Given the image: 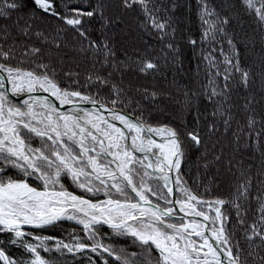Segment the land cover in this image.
Instances as JSON below:
<instances>
[{
    "label": "snow or ice",
    "instance_id": "obj_1",
    "mask_svg": "<svg viewBox=\"0 0 264 264\" xmlns=\"http://www.w3.org/2000/svg\"><path fill=\"white\" fill-rule=\"evenodd\" d=\"M85 2L86 6H81ZM197 2L204 26L199 43L209 45L207 50H201L208 69V83L200 95L212 105L213 118L207 124L206 136L201 134L200 128L203 113L194 103L197 93L188 90L182 93L181 107L192 114L195 126L189 128L186 121H182L184 127L181 129L169 124L152 125L144 117L142 101L155 105L163 93L137 88L135 91L141 99H136L129 96L130 89L123 84V71L130 69L132 64L145 75L160 71L157 59L149 57L147 52L135 60L117 58L114 40L123 31L119 26L124 24L128 13L138 11L144 17L140 27L149 36L155 33L164 45L160 51L166 62L171 54L172 62L180 63L179 47L173 42L176 29L172 27L167 6H158L156 0H81L75 4L72 0H64L60 11L57 0H0V74L6 73V76L0 75V88L7 81L11 84L12 95L29 94L23 105H16L6 92L0 91V234H7V239H0V264H55L41 254L51 251L61 255L65 252L73 255L94 253L103 264H108V257H114L120 264H137L133 259L138 257L137 253L129 256L123 248L117 249L102 242L100 227L103 226L118 236H130L134 243L138 242L143 264H225V260L227 264H264V255L261 254L264 252V189L256 197L257 220L246 224L238 201L251 196L253 182L249 175L241 172L234 196L229 200L204 199L188 188L182 179L181 166L187 156L186 148L204 150L199 157L204 168L223 161L231 170L233 158L224 161L223 152L212 154V159H208V141L220 132L218 119L223 132L231 129L232 109L235 107L231 93L235 74H239L238 85L244 88L251 85V73L241 67L235 39L228 32L231 17L221 16L209 6L208 0ZM240 4L264 28V0H240ZM29 5L32 6L30 11L13 19L14 13L29 9ZM175 9L173 3L170 11ZM46 17L59 21L61 31L70 28L77 37L79 51H91L100 56L101 67L111 69L107 75H100L95 71L94 63L85 82V86L100 84L108 87L111 95L107 104L78 90L79 73L74 71L63 73L71 81L69 86L63 87L57 67L50 60L45 62V53L39 47L25 46L23 56L28 58L29 67L23 66L24 59L19 64L12 63L16 59L17 47L12 31L28 37L33 34L38 19ZM93 31L99 32L98 39L92 38ZM34 34L47 41L42 31ZM218 37L226 39L231 56L222 46L219 49L212 47L219 43ZM10 40L11 44L8 43ZM261 41L264 43V33ZM51 43L57 50L64 47L61 40ZM188 43L196 46L198 41L189 39ZM151 47L146 44V48ZM217 51L224 57L223 70L215 55ZM116 73H121L119 82L114 79ZM38 91L54 96L61 105L71 104L73 107L61 112L47 96L31 95ZM80 101L99 103V107L110 114V119L75 107ZM254 103V97L245 98L243 109L249 113L245 128L238 125L237 131L232 133L237 146L241 139L239 133L245 129L246 135L257 142L264 137V117L259 121L260 129L256 130L258 121ZM120 105L123 107H118ZM129 107L133 112L126 111ZM113 121H118L122 127ZM33 134L41 138L39 146L32 143ZM215 146L213 144L212 148ZM136 153L143 155L137 156ZM261 169L260 175L264 176V161ZM11 170H16L24 178L9 175ZM32 178L39 181V185H31L28 181ZM66 178L88 195L68 190L63 183ZM261 184L264 185V180ZM171 185L176 186L182 198L173 199L176 193ZM129 188L135 196L127 191ZM99 193H103L106 199L93 201L89 198ZM151 197H155L156 202ZM177 205L185 216L202 217L208 223L202 224L197 219L184 221L183 218L177 222ZM226 205L235 208L237 223L245 226L247 250L238 241L234 242L233 233L228 228L230 218L224 210ZM63 221H74L81 226L84 235L73 233L71 241L65 242L27 230L56 226ZM209 232L215 243L210 242L206 234ZM256 240L260 243L256 244ZM48 241L55 243L49 246ZM6 245L22 248L27 257L17 259L10 256ZM153 252L156 253L154 261ZM88 261L96 264L91 256Z\"/></svg>",
    "mask_w": 264,
    "mask_h": 264
},
{
    "label": "trees",
    "instance_id": "obj_2",
    "mask_svg": "<svg viewBox=\"0 0 264 264\" xmlns=\"http://www.w3.org/2000/svg\"><path fill=\"white\" fill-rule=\"evenodd\" d=\"M58 10H63L64 0H57ZM75 3H81V0H72ZM209 6L214 8L221 16L228 15L231 17V23L228 26L229 34L234 37L236 48L238 49V59L242 68L250 71L251 85L249 88L236 83L239 80V74H235L233 82V91L231 93L232 102L235 107L232 109L233 122L231 129L225 133L223 132V125L217 120V126L220 132L208 141L209 154L208 159H212V154H219L223 152L224 161L233 158V166L231 170L226 167L222 161L210 168L203 167V161L199 159L204 152L203 149L196 150L194 148H186V159L182 162L181 173L182 179L186 181V186L196 194L202 196L204 199L212 200L215 198H223L225 200L232 199L235 193V188L239 183L241 172L246 173L252 179L253 185L251 188V196L247 200L238 201L242 205V213L245 214L246 224H251L257 220L258 203L256 197L261 195V190L264 185L261 181L264 176L260 175L261 162L264 161V137H261L259 142L254 138H249L246 135L247 129L239 133L241 136L239 145L233 142V132L240 128H245L247 117L243 109L246 97H254L256 103L255 118L258 121L256 130L260 129L262 117H264V43L261 41V34L264 33V28L258 24L255 16L249 15L244 11L240 0H208ZM158 6H167L169 9L168 15L172 17V27L176 29L174 43L179 47V60L177 65L172 62V55H168L167 62L165 61L161 48L164 45L156 38L155 33L149 36L144 29L140 27L144 17L138 12L128 13L124 17V24L119 27L123 29L114 40L116 47V55L119 60H124L131 57L133 60L141 54L147 52L149 57H155L160 64V71L150 74H142L136 69V65L132 64L131 68H125L122 74L123 84L126 88L130 89L129 96H135L136 99H141L139 94L136 93L137 88H148L149 91H157L163 93L156 101L155 105L148 101H142L144 107V117L150 124L163 125L169 124L174 127L183 129L186 121L189 128L195 126L192 114L181 107L183 101L182 93L185 90L197 93L194 98V103L200 108L203 113L201 119V134L207 135V124L212 121V105L207 103L203 96L200 95L204 91V87L208 83L205 62L201 56L202 48L207 50L209 45L207 43L200 44L201 34L204 26L200 19V9L197 0H156ZM175 3L176 9L171 12V5ZM81 6H86L81 3ZM25 9L23 12L13 14V19L17 16H22L25 12L30 11ZM165 13L162 11L161 13ZM42 15V14H38ZM11 23V22H9ZM22 23V22H21ZM2 26V25H0ZM61 24L59 21L52 17L38 19L37 25L33 28V34L25 37L19 35L18 31H12V38L16 41L17 47L15 56L16 59L12 61L13 64H19L22 59L26 60L24 67H29L27 62L28 58L23 56L25 46H35L41 48L44 53V60H49L57 67L61 84L67 87L71 84L63 73L65 71H74L79 73L78 79L80 81L79 89L84 94L92 96L107 103L110 97V89L100 84H89L85 86L86 77L93 71V64L95 63V71L100 75H107L111 71L108 67H101L98 62L100 56L94 55L91 51L82 53L79 51L80 45L76 43L75 33L68 28L66 31H61ZM36 31H42L47 36V41L42 40L35 36ZM59 33V35H57ZM111 35V33H110ZM92 38L98 39L99 32L93 31ZM189 39L198 41L196 46L188 43ZM219 43L212 45L219 49L223 47L225 53L231 56V51L227 44L226 39L219 38ZM53 40H61L64 47L57 50L51 43ZM146 42V43H145ZM12 43V40L8 42ZM151 45L150 49L146 48ZM217 61L220 63V68L223 70L225 65L222 63L224 57L217 51L215 53ZM63 61L61 64L60 61ZM116 82L121 79V73L114 75ZM218 83H222L217 79ZM72 87H77L72 85ZM171 97V98H170ZM118 107H123L122 105ZM126 111L133 112V108L129 107ZM137 114V113H134ZM36 142L41 143V138L35 137ZM215 144V148L212 145ZM234 151V149H237ZM67 185L75 188L70 178L64 179ZM88 195V194H87ZM230 218L228 228L233 233L234 242L238 241L239 244L245 249H248V242L244 239L245 226L237 223V214L235 208L226 205L225 209ZM246 210V211H245ZM59 229L66 228L69 224L74 225L68 221L59 222ZM34 230V229H33ZM37 231V229H35ZM54 233L61 236L60 232ZM100 236L103 238L102 242L106 245L111 244L113 247L120 249L123 248L125 252L131 256L132 253H137L141 249L138 242L134 243L133 238L130 236H118L110 228L103 226L100 229ZM0 239H7V234H0ZM52 242V241H51ZM256 244L260 241L256 240ZM7 253L17 259L24 258V250L17 246L6 245ZM264 255V252H261ZM56 258L61 259L60 253L54 251ZM153 261L156 259V253ZM88 256H91L96 264H103V261L94 253L87 254H66L63 262H55V264H89ZM143 264V260L140 261ZM108 264H120L112 257H108Z\"/></svg>",
    "mask_w": 264,
    "mask_h": 264
},
{
    "label": "rangeland",
    "instance_id": "obj_3",
    "mask_svg": "<svg viewBox=\"0 0 264 264\" xmlns=\"http://www.w3.org/2000/svg\"><path fill=\"white\" fill-rule=\"evenodd\" d=\"M0 91H3V90L0 88ZM3 92H4V91H3ZM9 100H10L13 104H16V105H23V103L13 102L10 98H9ZM95 100H98V99H95ZM99 101H101V100H99ZM29 102H31V101L29 100ZM102 102H104V101H102ZM105 103H106V102H105ZM37 110L39 111L40 109L38 108ZM128 112H129V111H128ZM134 115H135V114H134ZM152 125H154V124H152ZM32 143H33L35 146H39V145H40V144L38 143V141L36 142V139H35L34 134H33V140H32ZM136 155H137V154H136ZM137 156H140V155H137ZM145 163H146V162H145ZM148 171L151 172L150 169H148ZM8 174H9V175H12V176H15L16 178H21V179L24 178L21 174H18L16 170H11V171H9ZM156 175H157V174H156ZM28 182H29L31 185H33V186H37V185H39V183H40V182L37 181L35 178L29 179ZM63 183H64L65 186L68 188V190L73 191V192H75L76 194H79V195H87V194H85V193H82L81 190L78 189L77 187H76V189H75V188H72V187L68 186L69 184L67 185V184H66L67 182L64 181V180H63ZM149 183H152V181H149ZM159 183L162 185V184H163V181H159ZM72 186L75 187V184L72 185ZM127 191L133 196V194L131 193V191H130L129 189H128ZM177 196H178V198H182V197H181V193H180L179 191H177ZM89 198L93 199V201H96V200L103 201V200L106 199V197L104 196L103 193H99V194H97L96 196H90ZM120 198L123 199V197H120ZM151 199H152L154 202H156V198H155V197H151ZM160 203L163 204L162 201H160ZM176 221L179 222L180 219H177V218H176ZM184 221H188V220H185V219H184ZM68 222L73 223V224H75L76 226H74V225H70V224H69L66 228H62V229H61V227H60V229H59V224H57L56 226H47V227H45V228H43V229H37V231L35 230V228H28L27 230H28V231H32V232H34L35 234L40 235V236H51V237H55V238H57V239H59V240H63V241H65V242H70V241H71V237H72L73 233H75L76 235H79V236H83V235H84V233H83L82 228H81L80 225L76 224L74 221H68ZM106 227H107V226H106ZM33 229H34V230H33ZM100 229H101V227H100ZM54 231H58V232H60L61 236L58 235V234H56V233H54ZM193 239H195V237H193ZM47 243H48L49 246H52V245H54L55 241H52V242H51V241H48ZM141 253H142V249H138V250H137L138 257L133 258V259H136L137 264H141V263H142V262H140V261L143 260V256L140 255ZM23 254H24V257H27V253L23 252ZM41 254H42L45 258H47V259H49V260H52V261H54V262H63V260H66V259H65V255H66V254H71V253H66V252H65L63 255L60 254V255H61V256H60L61 259H58V258L55 257V255H54V251H51V252H49V253L41 252ZM112 258H114V257H112ZM114 259H115V258H114ZM152 259H154V255H152Z\"/></svg>",
    "mask_w": 264,
    "mask_h": 264
},
{
    "label": "water",
    "instance_id": "obj_4",
    "mask_svg": "<svg viewBox=\"0 0 264 264\" xmlns=\"http://www.w3.org/2000/svg\"><path fill=\"white\" fill-rule=\"evenodd\" d=\"M0 75H5L6 76V73H2ZM4 92H6L8 94V97L13 101V102H17V103H23L25 100H28L29 99V94L25 93V94H21V95H12L11 93V84L8 83L7 81L5 82V85L3 88H1ZM31 95H34V96H39V97H44V96H47L49 101L54 104L61 112H65V111H70L73 107V105L71 104H66V105H61L60 102L58 100H56V98L54 96H51L49 93H46V92H42V91H38L36 93H33ZM99 101V100H97ZM101 103H105V102H102V101H99ZM107 104V103H106ZM75 107L79 108V109H83V110H86L88 112H91L93 114H102L103 116H105V118H108L110 119V114L105 110V109H102L99 107V103L97 104H92V103H88V102H84V101H80L78 102ZM82 114V113H81ZM114 123L117 124L118 127H122V125L119 124L118 121H113ZM158 139V138H157ZM137 155H140L142 156L143 154L141 153H136ZM150 158H153L154 157H150ZM151 170V169H150ZM152 171V170H151ZM157 175H159V173H156ZM173 175V179H175V173L172 174ZM173 186L174 188V192L176 193L175 197H173V199L175 198H178L177 196V190H176V186L175 185H171ZM129 190L131 191V189L129 188ZM133 196H135L134 193H132ZM176 209H177V216L176 218L178 217H182L183 219L185 220H192V219H197L199 220L202 224H207L208 221H204L202 217H193V216H185L184 213L182 212H179V206L177 205L176 206ZM208 236H209V239H210V242H213L215 243L214 241L211 240V234L210 232L209 233H206ZM219 247V246H218ZM225 264H227V260H225Z\"/></svg>",
    "mask_w": 264,
    "mask_h": 264
},
{
    "label": "bare ground",
    "instance_id": "obj_5",
    "mask_svg": "<svg viewBox=\"0 0 264 264\" xmlns=\"http://www.w3.org/2000/svg\"><path fill=\"white\" fill-rule=\"evenodd\" d=\"M178 218H182V217H178Z\"/></svg>",
    "mask_w": 264,
    "mask_h": 264
},
{
    "label": "flooded vegetation",
    "instance_id": "obj_6",
    "mask_svg": "<svg viewBox=\"0 0 264 264\" xmlns=\"http://www.w3.org/2000/svg\"><path fill=\"white\" fill-rule=\"evenodd\" d=\"M177 219H181V218H177Z\"/></svg>",
    "mask_w": 264,
    "mask_h": 264
}]
</instances>
